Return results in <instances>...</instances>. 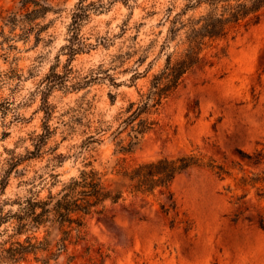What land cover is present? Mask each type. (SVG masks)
<instances>
[{"label": "rangeland", "instance_id": "1", "mask_svg": "<svg viewBox=\"0 0 264 264\" xmlns=\"http://www.w3.org/2000/svg\"><path fill=\"white\" fill-rule=\"evenodd\" d=\"M94 1L99 0L87 4ZM78 2L57 1L58 12L37 21L43 30L26 38L17 37L20 27L12 33L3 20L20 9V0H0V208L4 213L17 210L14 202L29 195L37 172L58 175L45 186L34 179V190L44 197L61 189L88 160L111 179L118 159L135 166L195 155L204 164L223 166L228 174L219 176L203 166L179 175L172 186L177 208L169 215L161 208L170 204L167 192L157 191L148 198L127 196L106 212L88 216L86 239L72 240L50 264H264V230L258 224L259 216H264L260 195L264 192V9L258 21L247 18L237 32L207 49L204 64L184 76L154 115L158 124L140 138L132 153L121 154L119 139L112 136L118 127L115 119L164 67L168 13L181 12L189 1L118 0L103 13L91 10L79 31L91 47L71 57L64 47ZM204 9L190 10L188 15ZM53 71L65 82L48 91L45 80ZM89 121L113 128L75 157L76 146L95 133L86 127ZM47 126L51 135L40 155L19 166L25 174L13 172L4 184L11 156L35 150L33 139ZM127 134L120 138L128 142ZM242 152L260 163L253 165ZM244 177L262 181L242 185ZM13 233L12 222L1 226L0 251L26 238H12ZM57 233L55 229L48 235L43 227L29 234L50 243V251L40 252V258L57 251L61 237ZM22 264L43 263L31 255Z\"/></svg>", "mask_w": 264, "mask_h": 264}, {"label": "trees", "instance_id": "2", "mask_svg": "<svg viewBox=\"0 0 264 264\" xmlns=\"http://www.w3.org/2000/svg\"><path fill=\"white\" fill-rule=\"evenodd\" d=\"M65 0H20V9L12 11L3 17L4 22L12 28L14 33L20 27L22 33L17 37L28 38L33 32L41 31L44 27L37 21L45 18L51 11L58 12L56 2ZM79 0L72 14V21L69 25V43L64 47L69 51L71 57L89 49L88 44L80 35V28L83 22L90 18L91 10L103 13L108 10L109 4L118 0H112L109 4L103 0L90 2ZM188 4L173 15L168 13L167 20L170 21L167 38L163 48H167L166 62L164 67L154 74L148 89L139 92L137 100L130 101L128 106L119 113L115 121L118 127L112 131V136L119 139L117 152L121 154L132 153L140 142V138L151 131L158 120L154 117L163 106L165 101L178 89L184 76L198 66H202L205 61L206 51L216 41L227 38L237 32L238 26L249 17L259 20V15L264 9V0H188ZM205 6L199 15H188L190 10H197ZM14 31V32H13ZM38 40L39 34H38ZM176 46L171 51V44ZM110 75V74H109ZM86 84L97 79L90 78ZM46 90L63 85L64 77L53 71L45 80ZM81 85L80 83L75 84ZM47 95V94H46ZM47 109L50 104L47 100ZM76 123H81L76 119ZM98 125H93L89 121L86 127L94 128V134L88 135L81 144L76 146L75 157L85 154L91 149L94 143L101 142L102 132L113 128L112 125L104 128V123L99 121ZM128 132V142L121 139V135ZM51 135L50 126L45 132L36 135L35 150L29 151L25 156L12 155L9 159V169L2 180L7 184L11 174H25V170H20L19 166L26 160L36 158L40 155L42 147ZM99 136V137H98ZM253 165H258L259 160H253L254 156L242 152ZM261 156L259 153L256 158ZM85 160H88L85 157ZM209 167L219 176L228 174L223 166L216 164H204L195 155H181L177 157H163L156 160L145 161L135 166L126 164L125 159H118L113 166L114 178H107V174L102 173L94 167L92 161L88 160L79 173L64 182L57 192L52 190L42 197L41 191L34 190L39 179L40 184L45 186L50 180H56L58 175L49 174L48 177L36 173L33 178V188L29 190V195L16 200L18 209L4 213L0 208V228L3 224L13 223V235L20 238L25 235L24 240L17 239L10 243L8 247H3L0 251L1 264H22L28 261L31 255L37 262L50 264L51 259H57L62 252L68 250L69 243L85 240L87 237L86 219L93 214L106 212L110 205H116L126 201L127 196L145 197L155 196L157 191L168 193L169 206L161 204V208L166 215L171 210L177 208V203L172 192V186L177 177L195 167ZM24 172V173H23ZM260 178L244 177L242 185H253L260 183ZM264 197V192L260 193ZM145 200V199H143ZM259 227L264 230V216H259ZM46 228L48 235L57 230V236L61 235L57 242L58 249L51 252L47 259L40 258L38 254L50 251V243L47 239L42 241L32 237L31 233ZM189 230V229H188ZM74 257H70V262Z\"/></svg>", "mask_w": 264, "mask_h": 264}]
</instances>
